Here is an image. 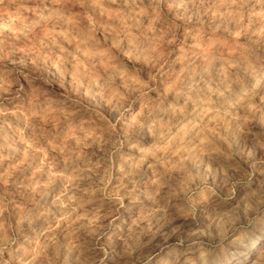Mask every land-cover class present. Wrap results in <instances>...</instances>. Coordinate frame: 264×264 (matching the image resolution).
I'll return each mask as SVG.
<instances>
[{
    "label": "rangeland",
    "instance_id": "1",
    "mask_svg": "<svg viewBox=\"0 0 264 264\" xmlns=\"http://www.w3.org/2000/svg\"><path fill=\"white\" fill-rule=\"evenodd\" d=\"M0 264H264V0H0Z\"/></svg>",
    "mask_w": 264,
    "mask_h": 264
}]
</instances>
